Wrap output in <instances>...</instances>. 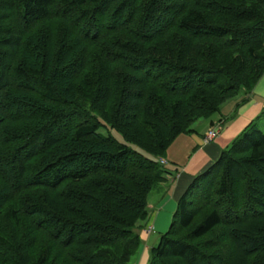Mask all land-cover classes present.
Returning a JSON list of instances; mask_svg holds the SVG:
<instances>
[{
  "label": "trees",
  "instance_id": "obj_1",
  "mask_svg": "<svg viewBox=\"0 0 264 264\" xmlns=\"http://www.w3.org/2000/svg\"><path fill=\"white\" fill-rule=\"evenodd\" d=\"M263 76L264 0H0V264H132L170 146ZM148 264H264L257 123Z\"/></svg>",
  "mask_w": 264,
  "mask_h": 264
},
{
  "label": "crops",
  "instance_id": "obj_2",
  "mask_svg": "<svg viewBox=\"0 0 264 264\" xmlns=\"http://www.w3.org/2000/svg\"><path fill=\"white\" fill-rule=\"evenodd\" d=\"M264 125V76L251 93H241L228 101L219 114L194 124V132L178 137L165 157L171 171L150 194L148 218L137 227L142 239L139 255L132 264H148L151 250L167 233L178 209L179 200L196 177L204 173L252 124ZM220 125V136L211 143L205 137L209 130Z\"/></svg>",
  "mask_w": 264,
  "mask_h": 264
},
{
  "label": "built area",
  "instance_id": "obj_3",
  "mask_svg": "<svg viewBox=\"0 0 264 264\" xmlns=\"http://www.w3.org/2000/svg\"><path fill=\"white\" fill-rule=\"evenodd\" d=\"M222 127L220 125L213 127L209 130V132L206 134L205 141L206 143H211L215 141L221 134ZM162 164H167L166 160L161 159Z\"/></svg>",
  "mask_w": 264,
  "mask_h": 264
},
{
  "label": "rangeland",
  "instance_id": "obj_4",
  "mask_svg": "<svg viewBox=\"0 0 264 264\" xmlns=\"http://www.w3.org/2000/svg\"><path fill=\"white\" fill-rule=\"evenodd\" d=\"M109 128V129H108ZM108 128H102L101 129V133L104 134V135H113L118 141L122 142V143H126V141L123 139V137L116 131V130H113L111 129L110 127ZM260 128L262 129V131H264V125L263 126H260ZM131 146V145H130ZM131 147H134V146H131Z\"/></svg>",
  "mask_w": 264,
  "mask_h": 264
}]
</instances>
